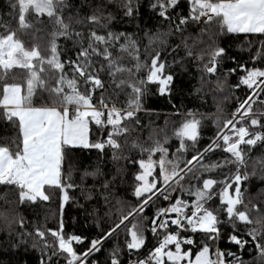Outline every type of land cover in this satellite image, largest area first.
Listing matches in <instances>:
<instances>
[{"label": "snow or ice", "instance_id": "snow-or-ice-1", "mask_svg": "<svg viewBox=\"0 0 264 264\" xmlns=\"http://www.w3.org/2000/svg\"><path fill=\"white\" fill-rule=\"evenodd\" d=\"M0 126V264H264V0H3Z\"/></svg>", "mask_w": 264, "mask_h": 264}, {"label": "trees", "instance_id": "trees-1", "mask_svg": "<svg viewBox=\"0 0 264 264\" xmlns=\"http://www.w3.org/2000/svg\"><path fill=\"white\" fill-rule=\"evenodd\" d=\"M3 4V0H0V5ZM226 42H227V46L232 50V52L235 54L239 51V46L241 44L244 43L243 38H226ZM235 77H232V81L235 82ZM190 84H196V81L193 79L190 82L186 81L185 85H184V89H185V94L183 95V97L178 94L175 99L177 103L183 102L185 107L187 108H200L201 111L204 112H214L215 111V107L213 105V101L211 100V97L208 98V103L206 106L201 107L199 101H195L192 100L186 93L187 91L190 90ZM154 90V88H153ZM239 94V93H238ZM146 107L150 110H152V112L150 113H141V119L145 124H148L149 121H155L156 124L163 126L164 120H165V113H168L170 115L171 113V105L168 103V101L163 98V97H159V96H153L148 103L146 104ZM235 107V101H228L225 102V110L226 111H230L232 109H234ZM171 119H179L176 117H170ZM208 126H209V131H211V121H206L205 122ZM11 134V130L10 129H5L3 126H0V137H3L5 135H10ZM147 135V131H145V136ZM0 142H5L3 140H0ZM75 151V155L77 157H79L80 159H87V160H92L95 157V153L92 152L91 154L85 153V152H81L79 149L74 150ZM255 155V153H254ZM73 181L74 182H78L79 181V173H77L76 175H74L73 177ZM92 181L89 180V183H91ZM250 192L252 194L253 197V204H257V203H264V198L260 197V193L264 192V181H260L258 179H253L251 181V188H250ZM123 194V193H121ZM70 195H78V191L77 193H73L70 190ZM58 196L54 195L52 201L50 202V207L53 211H57L58 210ZM251 207V205H250ZM21 213L28 216L29 218H31V213L29 212V210L27 208H21L20 209ZM75 218V222L77 223V227L75 229V231L77 232V234H81V233H85V234H92V233H88V231L86 229H84L83 227H80V223L83 220V214L82 212L77 209L74 205H69L68 207H66L65 209V219L68 222V230L72 231V223L73 220ZM50 227L55 226V220L50 221L49 223ZM223 247V245H221ZM17 259H22V264H37V254H31V255H26L21 257H17ZM245 259H250L249 256H246Z\"/></svg>", "mask_w": 264, "mask_h": 264}]
</instances>
